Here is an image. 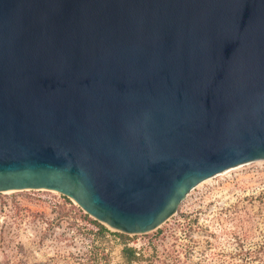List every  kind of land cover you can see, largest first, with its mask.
<instances>
[{
    "label": "water",
    "instance_id": "water-1",
    "mask_svg": "<svg viewBox=\"0 0 264 264\" xmlns=\"http://www.w3.org/2000/svg\"><path fill=\"white\" fill-rule=\"evenodd\" d=\"M264 160V0H0V193L125 234Z\"/></svg>",
    "mask_w": 264,
    "mask_h": 264
},
{
    "label": "rangeland",
    "instance_id": "rangeland-1",
    "mask_svg": "<svg viewBox=\"0 0 264 264\" xmlns=\"http://www.w3.org/2000/svg\"><path fill=\"white\" fill-rule=\"evenodd\" d=\"M238 167L199 183L141 234L94 220L56 191L0 193V264H264V160ZM124 247L135 250L130 263Z\"/></svg>",
    "mask_w": 264,
    "mask_h": 264
},
{
    "label": "trees",
    "instance_id": "trees-1",
    "mask_svg": "<svg viewBox=\"0 0 264 264\" xmlns=\"http://www.w3.org/2000/svg\"><path fill=\"white\" fill-rule=\"evenodd\" d=\"M123 254H125V260L129 263L135 258V250L131 247H124Z\"/></svg>",
    "mask_w": 264,
    "mask_h": 264
},
{
    "label": "bare ground",
    "instance_id": "bare-ground-1",
    "mask_svg": "<svg viewBox=\"0 0 264 264\" xmlns=\"http://www.w3.org/2000/svg\"><path fill=\"white\" fill-rule=\"evenodd\" d=\"M245 166V165H244ZM239 167H237V168H232V169H229V170H227V171H224L223 173H220V175L219 176H221V175H224V174H227V173H229V172H231V171H233V170H235V169H238Z\"/></svg>",
    "mask_w": 264,
    "mask_h": 264
}]
</instances>
